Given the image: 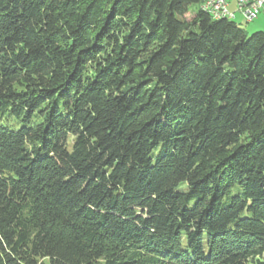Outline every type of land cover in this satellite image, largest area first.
<instances>
[{
  "label": "trees",
  "instance_id": "obj_1",
  "mask_svg": "<svg viewBox=\"0 0 264 264\" xmlns=\"http://www.w3.org/2000/svg\"><path fill=\"white\" fill-rule=\"evenodd\" d=\"M201 2L0 0V264H264V32Z\"/></svg>",
  "mask_w": 264,
  "mask_h": 264
},
{
  "label": "built area",
  "instance_id": "obj_2",
  "mask_svg": "<svg viewBox=\"0 0 264 264\" xmlns=\"http://www.w3.org/2000/svg\"><path fill=\"white\" fill-rule=\"evenodd\" d=\"M200 5H208L213 12H227L234 18L238 14L246 22L264 14V0H204Z\"/></svg>",
  "mask_w": 264,
  "mask_h": 264
},
{
  "label": "rangeland",
  "instance_id": "obj_3",
  "mask_svg": "<svg viewBox=\"0 0 264 264\" xmlns=\"http://www.w3.org/2000/svg\"><path fill=\"white\" fill-rule=\"evenodd\" d=\"M196 8L197 5H192L190 9L195 10ZM234 20L238 23L240 28H242L246 32L247 35H250L251 33L256 31L264 32V14L259 15L251 22H246V20L241 18L238 14Z\"/></svg>",
  "mask_w": 264,
  "mask_h": 264
},
{
  "label": "bare ground",
  "instance_id": "obj_4",
  "mask_svg": "<svg viewBox=\"0 0 264 264\" xmlns=\"http://www.w3.org/2000/svg\"><path fill=\"white\" fill-rule=\"evenodd\" d=\"M201 3H204V0H202ZM202 9L206 11L209 15H211L214 19H220V18H228V19H235L234 16H229L227 12H213L212 9L208 5H201Z\"/></svg>",
  "mask_w": 264,
  "mask_h": 264
}]
</instances>
